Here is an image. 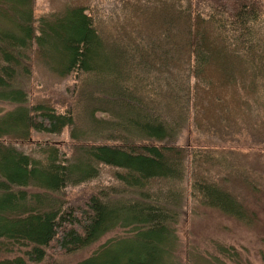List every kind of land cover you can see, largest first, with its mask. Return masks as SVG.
Instances as JSON below:
<instances>
[{
    "label": "trees",
    "instance_id": "16d2710c",
    "mask_svg": "<svg viewBox=\"0 0 264 264\" xmlns=\"http://www.w3.org/2000/svg\"><path fill=\"white\" fill-rule=\"evenodd\" d=\"M38 72L74 78L64 108L32 98ZM0 103V264H66L49 249L115 230L70 264H243L217 241L183 259L178 224L190 199L257 222L264 0H63L39 15L35 0H0ZM65 129L70 151L20 145ZM108 168L117 184L67 198Z\"/></svg>",
    "mask_w": 264,
    "mask_h": 264
},
{
    "label": "rangeland",
    "instance_id": "374dc122",
    "mask_svg": "<svg viewBox=\"0 0 264 264\" xmlns=\"http://www.w3.org/2000/svg\"><path fill=\"white\" fill-rule=\"evenodd\" d=\"M62 1L35 0L36 14L46 13L53 7L59 6ZM48 76L44 72L40 74L38 72L29 92L33 99L50 98L58 107L64 108L66 103L62 101L68 100V96L71 95L74 78L68 77L59 81ZM9 108H11L9 104L0 103L1 112ZM190 138V133L186 130L182 133L180 142L188 143ZM48 141L57 144L65 151H70L74 147V142L71 140L67 129L58 136H48L47 134L34 132L29 141L20 145L25 149H30L35 148L38 144L43 145ZM112 175L111 169H103L100 178L96 182H88L68 188L66 190L67 198L71 202L82 203L92 192L93 188L117 184L116 180H113ZM250 205L258 214L257 222L252 226L245 225L232 217L222 214L218 210L203 208V206L190 199L188 205L183 208L178 224V233L182 242L180 256L186 260L188 250L192 247V250L196 249L209 254L213 253L211 245L213 241H217L227 247H234L240 252L243 264H264V197H252ZM123 233L122 230H115L87 249L65 254L55 248H51L49 249V254L56 255L63 263H74L83 257L89 256L104 241L114 236H120ZM206 249L209 251H206ZM228 264L234 263L228 261Z\"/></svg>",
    "mask_w": 264,
    "mask_h": 264
}]
</instances>
